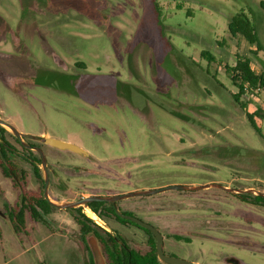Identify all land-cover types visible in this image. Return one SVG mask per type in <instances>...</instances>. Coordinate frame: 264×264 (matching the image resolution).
<instances>
[{
  "label": "rangeland",
  "instance_id": "374dc122",
  "mask_svg": "<svg viewBox=\"0 0 264 264\" xmlns=\"http://www.w3.org/2000/svg\"><path fill=\"white\" fill-rule=\"evenodd\" d=\"M237 14L252 22L257 44L229 33ZM237 58L264 75V0H0V118L41 148L57 203L207 184L252 199L264 194V87L235 102L226 69ZM245 113L257 114L261 136ZM4 129L26 189H41V166L37 179ZM49 137L88 156L44 144ZM18 193L0 174V264H87L75 211L55 209L14 233L6 209ZM121 201L142 205L133 214L160 226L174 257L264 264V207L214 187Z\"/></svg>",
  "mask_w": 264,
  "mask_h": 264
},
{
  "label": "trees",
  "instance_id": "16d2710c",
  "mask_svg": "<svg viewBox=\"0 0 264 264\" xmlns=\"http://www.w3.org/2000/svg\"><path fill=\"white\" fill-rule=\"evenodd\" d=\"M263 5V4H262ZM228 31L232 36L241 35L250 44H257V36L255 33L254 26L251 21L246 18L243 19L241 14H237L231 18L228 23ZM208 61H212L213 58L207 53L202 54ZM227 75L233 86L237 88L236 95H233L235 102H238L241 95L247 92H256L261 87H264V75L257 74L250 66L249 59L237 58L233 67L226 69ZM245 104H242V108L245 109ZM256 113L248 114L245 113L246 119L257 135L261 136L260 129L257 127L254 117ZM6 130L0 126V174L7 179L12 181L14 187L19 190L18 197L14 201L13 205L6 209L7 217L11 223L12 229L15 234L24 233L27 234V223L28 222H40L45 223L44 217L50 212L55 210L51 207L47 201L43 198V185L38 190H27L26 189V176L23 172L18 171V167L14 164L9 156L13 154L14 148L9 144L5 138ZM40 160L37 158L33 164H31L34 176L37 179H41V172L39 169ZM254 200H263L262 197L255 196ZM104 205L101 202H91L85 205L94 213L100 214L99 207ZM65 211H75V221L79 225L80 236L83 242L86 244V236L92 232L90 228H86L87 220L80 212L79 208L67 209ZM107 243H101L103 247V254L108 264H119V262H126L128 260H136L137 262L142 261L141 256L138 253L131 252L126 253L122 250L110 251L107 246L108 244H114V239L111 236L106 237ZM88 251V264H94L91 253L88 249L87 244L85 245ZM132 256V257H131ZM147 260L150 264H159L156 257L155 244L153 239L149 243V249L146 254ZM46 264V263H42Z\"/></svg>",
  "mask_w": 264,
  "mask_h": 264
},
{
  "label": "water",
  "instance_id": "95a60500",
  "mask_svg": "<svg viewBox=\"0 0 264 264\" xmlns=\"http://www.w3.org/2000/svg\"><path fill=\"white\" fill-rule=\"evenodd\" d=\"M0 126L3 128L9 129L10 132L12 133V135L15 137V139L24 148L33 149L38 153L39 158H40V166H41L42 171H43V189H42L43 198L45 201L48 202V204L51 207L58 209V210L74 209V208H77L80 206H84V205L91 203V202H101V203L114 204L115 201H119L122 199L150 196V195H155V194H158V193H161L164 191H168V190L198 191V190H203V189L214 187V188H218L220 190H223L226 193L236 195V196H239L241 193L251 192V191H244V190H233L231 188H227V187L222 186L220 184H207V185H198V186L171 185V186L151 189V190H147V191H132V192L123 193V194L114 195V196L92 195V196H86L82 199L75 200V201H70V202H66V203H57V202L50 200L48 197V194H47V189H48V185H49V174H48V170H47V166H46V160L43 156L41 148H39L37 146L31 147L30 145L24 144L22 142V135L20 134V132L13 125L4 121L1 118H0ZM23 136H24V138L31 139V140L32 139L33 140L34 139L35 140L41 139V137H37L35 135H30V134H24ZM43 143L52 147V148H55L57 150L69 151V152H72V153H75L78 155H83L86 157L88 156V154L85 150H83L81 147H79L78 145H75L73 143H69V142L62 141V140L55 139V138H51V137L43 139ZM253 194L255 196L264 197V194H259L256 192H253ZM116 214L122 218H125L127 220L134 222L138 226L142 227L143 229L150 231L153 234V236L155 237V240H156L155 250H156L157 259L161 263H163V264H200L197 262H193V261L184 260V259H180L177 257L165 255L163 253V237L159 234V232L155 228H153L152 226H150L146 223L141 222L140 220H138L134 217L123 215L119 211H116ZM86 239H87V245H88V247L91 251V254H92L93 263L94 264H106V261L104 259L103 253H102L100 246L98 244V240H97L96 236L94 234L89 233L86 236ZM228 261L230 263H233V264L237 263V260H234V259H229Z\"/></svg>",
  "mask_w": 264,
  "mask_h": 264
},
{
  "label": "flooded vegetation",
  "instance_id": "af4514ba",
  "mask_svg": "<svg viewBox=\"0 0 264 264\" xmlns=\"http://www.w3.org/2000/svg\"><path fill=\"white\" fill-rule=\"evenodd\" d=\"M15 141L19 145H21L16 139H15ZM30 146L33 147V145H30ZM22 151L26 153L25 155L22 154V158L25 161H27V163L30 166H31V164L34 163V161L37 158L40 160L38 153H37V158H33L30 155V153L32 151H35V150L27 149V148H24L22 146ZM92 195L114 196V195H119V193H104V194L103 193H96V194H89L88 196H92ZM247 195L248 194L241 193L239 196H237V198L240 199L242 202H247V203L249 202V203L257 205L259 207L260 206L264 207V197H262L263 200L256 201L253 198L249 199L248 198L249 196H247ZM253 197H255V196H253ZM83 198H84V196H83ZM79 199H82V198H79ZM121 202H123V201H121V200L115 201L114 204L104 203V205H101L99 207L100 214L94 213L93 211H91V209H89L87 207L90 210V212L96 216V218H95L91 213L87 212V216L89 218H92V219L95 218L94 221L91 220V219H88L84 214H82V213H84V210H82L81 214L87 220H89L87 223H85L86 224L85 229L86 228H90L92 230L91 234H94L96 236V238L98 240V244L100 246V249H101L102 253H103V250H102L103 247H102L101 243L102 242L103 243H107L106 242V237L107 236H111L114 239V244L113 243L112 244H108L107 248L110 251H114V250L117 249L118 251L122 250L123 252H126V253L135 252V253H138L141 256V259H142V261L137 262L136 260H134L132 258V260H128L126 262H119V264H150V262L147 260L146 254H147L148 249H149L150 241L153 239L154 244L156 242L155 237L153 236V234L150 231H148L146 229H143L142 227L138 226L134 222H132L130 220H127L125 218H122V217H120V216H118L116 214V211H119L123 215L134 217V218L138 219L133 213L139 212L143 207L138 202H136V204L134 202H132V201H126L124 203H121ZM158 219H160V218H155L153 222L157 223L156 220H158ZM138 220H140L143 223H146V222L142 221L141 219H138ZM148 220L150 221V219H148ZM151 220H153V219H151ZM146 224H148V225L152 226L153 228H155L153 226V224H150L148 222ZM159 227H156L155 229L163 237V253L165 255H168V256H173V255H171V254H169V253L164 251V245L166 244V239L168 238V236L165 233H163V231H161ZM140 233L146 236V238L144 240H142V241L139 240ZM172 239H174L177 242L183 240L181 237H179V236H177L175 234L173 235ZM184 240H185L186 243H189L188 240H186V239H184ZM88 249H89V247H88ZM89 251H90V249H89ZM90 253H91V251H90ZM91 256H92V254H91ZM103 256H104V254H103ZM156 257H157V255H156ZM104 259L106 261V264H108L105 256H104ZM229 259L237 260L235 258H227L226 262L228 264H233V263H230L228 261ZM157 261L159 262V264H163L158 259H157ZM193 262H195V261H193ZM236 264H240L238 262V260H237Z\"/></svg>",
  "mask_w": 264,
  "mask_h": 264
},
{
  "label": "built area",
  "instance_id": "2783aa9c",
  "mask_svg": "<svg viewBox=\"0 0 264 264\" xmlns=\"http://www.w3.org/2000/svg\"><path fill=\"white\" fill-rule=\"evenodd\" d=\"M91 214H92V213H91ZM92 215H93V216L96 218V216H95L94 214H92ZM95 218H93V219H92V218H90V219H92V220L94 221V220H95Z\"/></svg>",
  "mask_w": 264,
  "mask_h": 264
}]
</instances>
